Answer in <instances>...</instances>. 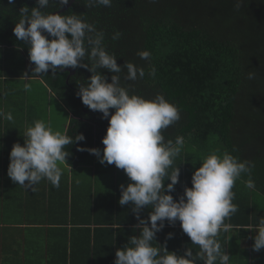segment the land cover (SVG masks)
<instances>
[{"label": "trees", "instance_id": "obj_1", "mask_svg": "<svg viewBox=\"0 0 264 264\" xmlns=\"http://www.w3.org/2000/svg\"><path fill=\"white\" fill-rule=\"evenodd\" d=\"M236 3L237 0H112L111 7H88V0H75L60 14L82 15L86 22L104 33V47L109 54L115 55L118 66L131 62L145 71L143 78L138 75L137 80L130 81L126 79V68L118 74L98 69L108 83L112 82V75H119L121 86L130 94L147 100L160 94L178 108L180 120L162 130L165 142L169 139L174 142L177 136L185 140L180 155L168 170L171 172L180 167L179 183L175 191L166 194L178 201L185 187H192V176L202 166V158L217 148L221 152L226 150L241 162L248 160L255 165L251 176L258 194L252 198L250 190L241 185L248 179V175L242 174L232 189L235 193L233 203L238 211L225 223L255 227L259 218L264 217V202H259L262 197L264 199V0H242L238 10ZM69 4L59 7L50 0L43 11L45 14L60 12ZM23 7H37V0H13L12 3L0 0V47L17 51V58L21 60L15 74H9L11 78L22 77L26 65L35 67L29 59V45L17 40L13 32ZM117 31L122 35L113 40ZM140 51H149L150 60L141 59L137 55ZM84 62L90 64L87 57ZM152 67L156 69L155 77L149 75ZM75 71L70 78L68 72L58 71L53 75L49 70L47 75L31 79L43 94L54 97L67 108L68 126L64 132L73 143L64 148L68 153L65 164L73 168L99 161L97 156L80 149L96 148L102 154L105 147L102 140L109 127V121L102 113L90 110L77 96L79 85H86L92 73L82 67L75 68ZM250 72L254 73L252 79L248 78ZM28 75L32 76V70ZM110 111L114 114V110ZM80 134L86 139L75 142V137ZM9 159L10 156H6L3 160L0 154V167L10 163ZM100 164L99 168L107 163ZM4 178L7 180V172ZM168 183L171 181L165 179V186ZM0 184V194L11 196L7 181ZM243 187L246 192L240 190ZM111 194V202L114 198L115 202L120 200L118 191ZM115 209L119 223L130 220L127 214L132 213L131 204L122 207L118 203ZM151 210V206L145 208L141 218L147 219ZM130 222L135 226L139 224L135 214ZM35 231L39 236L45 233L41 229H24L15 236L14 243L26 244V248L31 249L36 241L30 236ZM81 231L75 229L71 236L67 235V240L60 243H64L62 246L53 239L46 264H114L116 251L123 249L130 237L138 236L140 229L120 230V239L104 243V249H100L97 243L90 244ZM169 233L174 234L172 239H167ZM217 239L227 253V232L221 231ZM152 243L157 248L166 244L169 252L178 255H183L188 247L194 254L199 251V247L192 245L182 231L179 221L174 226L165 221L164 229L156 234V241ZM1 246L9 259L10 246L4 242ZM22 264L30 262L25 258Z\"/></svg>", "mask_w": 264, "mask_h": 264}, {"label": "clouds", "instance_id": "obj_2", "mask_svg": "<svg viewBox=\"0 0 264 264\" xmlns=\"http://www.w3.org/2000/svg\"><path fill=\"white\" fill-rule=\"evenodd\" d=\"M54 2L59 7L69 4V0ZM49 4L50 0H37V7L20 9L21 18L13 32L17 40L29 45V59L35 65L32 76L25 72L21 80L43 77L49 70L56 75L58 71L78 67L92 73L86 85H79L77 96L90 110L102 113L109 127L102 140L105 146L102 154L96 148H81L80 151L97 156L101 164H114L124 170L132 183L120 186L119 204L122 207L132 205L140 229L138 236L130 237L128 244L116 251L114 264H229L231 256L222 250L217 239L221 231L229 230L256 231L258 234L250 237L254 240L252 248L256 252L264 249V217L259 218L255 227L225 223L238 211L233 203L235 193L232 189L242 174L248 175L244 182L246 188H255L251 176L255 165L248 160L241 162L238 157L217 148L202 158V166L192 176V187H185L178 201L166 194L175 191L179 183L180 167L168 170L180 155L185 140L177 136L174 142L171 139L165 142L162 130L180 120L178 108L160 94L152 100L130 94L121 86L119 75H112V82L108 83L98 69L118 74L126 68V79L130 81L137 80L138 75L143 78L145 71L131 62L118 66L115 55L109 54L104 47L102 31H97L82 15L45 14L43 10ZM111 4L112 0H88V7H111ZM241 6L242 0H237V10ZM121 35L117 31L113 40ZM137 55L144 60L151 57L149 51H140ZM86 57L90 64L84 62ZM149 75L155 77V67L150 69ZM248 78H254V73L250 72ZM30 89L31 84L25 83L24 90ZM110 110H114V114ZM0 119L11 122L13 115L0 109ZM23 138L24 145L15 143L10 152L8 177L25 190L35 191V186L45 178L59 188L60 165L68 156L64 148L73 143L72 138L59 130L54 131L43 120H36L27 127ZM85 139L80 134L75 142ZM165 179L171 183L165 186ZM149 206L152 210L148 218L142 219L141 212ZM165 221L173 226L179 221L182 231L199 251L194 254L188 247L183 255H178L169 252L166 244L154 247L152 242L164 229ZM173 235L169 233L167 239H172Z\"/></svg>", "mask_w": 264, "mask_h": 264}, {"label": "crops", "instance_id": "obj_3", "mask_svg": "<svg viewBox=\"0 0 264 264\" xmlns=\"http://www.w3.org/2000/svg\"><path fill=\"white\" fill-rule=\"evenodd\" d=\"M16 52L0 47V109L16 116V113H20L22 101H24L27 110L24 122H21L27 128L29 124L36 121L32 114L31 100L25 96L23 99V91L18 85L21 77L11 78L9 76L11 73L15 74L14 71L21 66L20 57L17 58ZM32 69V65H26L25 72L29 73ZM19 123L20 121L18 120L17 123L14 118L11 122L0 119V126L2 125L4 131L0 133V154L3 160L6 156H10L15 143L24 145L23 137L26 129L21 130ZM67 126L68 122L65 129ZM9 164H3L0 167V183L4 181L6 184L7 181L8 190L12 193L11 196L6 197L0 194V264H22L25 258L26 262H30V264L38 262L46 264L49 247L55 241L53 239H56L60 244L64 240L66 241L67 235L71 236L75 229L82 230V236H87L90 244L97 243L100 249H104L102 247L104 243L108 244L112 240H119L122 229H139L137 225H132L130 222L131 218H134L133 212L127 214L130 220L125 221L126 223H119L114 214L119 201L115 202L114 198L111 202V193L116 190L121 195L120 186L127 187L129 183H132L124 170L118 169L114 164L104 167L96 160L92 165L73 168L63 163L60 165L62 176L59 188L53 187L45 178L35 186V191L25 190L22 186L13 183L8 175L5 180L4 175L8 171ZM99 164L103 167L99 168ZM106 173H110V175L106 176ZM92 180L93 183L96 181L99 186L94 187L91 183ZM242 184L245 185V183ZM245 187L240 190L246 192ZM249 190L252 198L258 194L254 189ZM262 199H260V203L264 202ZM24 229H41L45 230V233L42 236H39L36 231V234H31L30 237L34 236L36 243L31 249H27L26 244L14 243L15 236ZM100 229L110 232L101 233L98 231ZM62 230L68 232L65 233ZM257 234L256 231L245 230H229L227 232V254L231 256L229 264H264V249L256 252L252 248L254 240L250 237ZM3 242L10 246L9 259L5 256L6 252L1 246ZM68 242L71 243L69 240ZM17 252H21V254L17 255Z\"/></svg>", "mask_w": 264, "mask_h": 264}, {"label": "rangeland", "instance_id": "obj_4", "mask_svg": "<svg viewBox=\"0 0 264 264\" xmlns=\"http://www.w3.org/2000/svg\"><path fill=\"white\" fill-rule=\"evenodd\" d=\"M25 83L31 84V89L29 91L24 90ZM18 85L21 87L20 89L23 91V99L24 96L30 98L32 104V114L35 116L36 120H43L47 125H50L54 131L59 130L63 133L65 131L64 126L67 123V117L69 116L66 106L61 102L56 101L54 97L48 98L47 94H43V92L38 88V86H36V83L33 80H29V81L20 80ZM22 103L23 104L20 113L19 114L16 113V116H13V118L14 121H16L17 123L19 120L20 129L25 130L26 127L25 125L22 124L21 121L24 122L25 119L24 116L27 107H25L24 101H22ZM32 124H29V126H32ZM1 131H3L2 125L0 126V133ZM109 175L110 173H106V176ZM91 183L94 187L99 186V184L96 181H94L93 183L92 180Z\"/></svg>", "mask_w": 264, "mask_h": 264}, {"label": "water", "instance_id": "obj_5", "mask_svg": "<svg viewBox=\"0 0 264 264\" xmlns=\"http://www.w3.org/2000/svg\"><path fill=\"white\" fill-rule=\"evenodd\" d=\"M74 2H75V0H72L71 3L65 9H63L62 11H60L58 13L60 14V13L65 12L66 10H68L72 6V4ZM62 72H68V73H70V76H69V78H70L72 75L75 74L76 71H75V69L68 68V69H64ZM69 78H68V81H69Z\"/></svg>", "mask_w": 264, "mask_h": 264}]
</instances>
